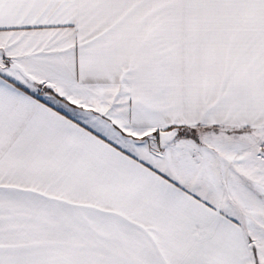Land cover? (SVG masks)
Listing matches in <instances>:
<instances>
[{"label":"snow or ice","instance_id":"1","mask_svg":"<svg viewBox=\"0 0 264 264\" xmlns=\"http://www.w3.org/2000/svg\"><path fill=\"white\" fill-rule=\"evenodd\" d=\"M0 264H264V0H0Z\"/></svg>","mask_w":264,"mask_h":264}]
</instances>
